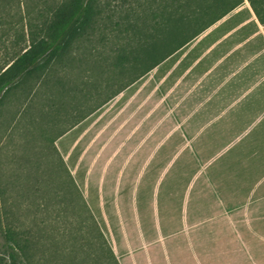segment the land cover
Returning <instances> with one entry per match:
<instances>
[{"label": "rangeland", "instance_id": "rangeland-1", "mask_svg": "<svg viewBox=\"0 0 264 264\" xmlns=\"http://www.w3.org/2000/svg\"><path fill=\"white\" fill-rule=\"evenodd\" d=\"M52 1L0 0L1 72L28 47L30 29L39 31L49 18ZM111 47L74 45L59 65L51 64L0 103V255L7 251L1 233L10 224L36 241L42 261L64 264L56 253L60 235L69 239L75 233L81 209L67 208L59 180L65 175L50 140L108 96L109 90L94 94L92 87L105 78L94 72L104 68ZM232 122L233 117H206L205 131L190 132L188 147L159 149L167 159L183 155L190 175L183 182H157L153 248L159 254L219 253L221 264H245L241 258L249 254L250 264H262L264 118L248 120L253 131H240L245 124ZM229 253L239 259H225Z\"/></svg>", "mask_w": 264, "mask_h": 264}, {"label": "crops", "instance_id": "crops-1", "mask_svg": "<svg viewBox=\"0 0 264 264\" xmlns=\"http://www.w3.org/2000/svg\"><path fill=\"white\" fill-rule=\"evenodd\" d=\"M206 117H233L240 131L263 121L264 27L246 1L54 142L118 264H221L219 253L153 248L157 182L190 177L183 155L159 149L188 147Z\"/></svg>", "mask_w": 264, "mask_h": 264}, {"label": "trees", "instance_id": "trees-1", "mask_svg": "<svg viewBox=\"0 0 264 264\" xmlns=\"http://www.w3.org/2000/svg\"><path fill=\"white\" fill-rule=\"evenodd\" d=\"M244 1L264 27V0H54L39 31L30 29L28 47L0 71V103L13 90L37 80L51 64L59 65L74 45L83 41L109 44L104 68L94 72L105 78L92 87L94 94L108 90L109 94L76 125ZM67 130L50 140V145L65 175L59 180L67 208L75 212L79 205L81 210L76 212V235L70 232L66 239L61 234L56 253L64 264H118L55 149V140ZM1 234L7 251L0 255V264H50L42 261L38 244L25 231L7 224Z\"/></svg>", "mask_w": 264, "mask_h": 264}]
</instances>
